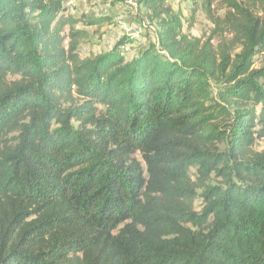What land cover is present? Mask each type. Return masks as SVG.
<instances>
[{
    "label": "trees",
    "instance_id": "obj_1",
    "mask_svg": "<svg viewBox=\"0 0 264 264\" xmlns=\"http://www.w3.org/2000/svg\"><path fill=\"white\" fill-rule=\"evenodd\" d=\"M136 1L127 61L83 58L65 0H0V264H264V0H176L208 37Z\"/></svg>",
    "mask_w": 264,
    "mask_h": 264
},
{
    "label": "rangeland",
    "instance_id": "obj_2",
    "mask_svg": "<svg viewBox=\"0 0 264 264\" xmlns=\"http://www.w3.org/2000/svg\"><path fill=\"white\" fill-rule=\"evenodd\" d=\"M176 11L180 10L184 23V31L192 37H208L212 29V24L206 18L200 5L192 1L172 2ZM64 10L67 15L74 16L81 21L77 29L87 33L86 40L80 43L79 49L82 51L83 58H93L105 55L115 49L124 51L127 61L137 57L139 45L157 43L156 35L152 31L138 30L137 33L131 32V27L141 25L143 22H149L145 10L140 7L136 0L122 5L117 4L115 0H65ZM223 15V12L221 13ZM99 19L103 21L99 26H89L88 21ZM155 27L156 24H150ZM121 41H128L124 45H119ZM264 66V55L256 60L255 68ZM211 111H220L225 106L221 99V94L225 86L220 82L211 81ZM258 149H264V143H258ZM212 179L208 185L214 187L222 183V179L211 176ZM201 201L197 202L199 207Z\"/></svg>",
    "mask_w": 264,
    "mask_h": 264
},
{
    "label": "built area",
    "instance_id": "obj_3",
    "mask_svg": "<svg viewBox=\"0 0 264 264\" xmlns=\"http://www.w3.org/2000/svg\"><path fill=\"white\" fill-rule=\"evenodd\" d=\"M138 30H148V31L151 30L152 33L156 35L155 27H152L148 22L141 23V25H139V27L138 26L131 27V32H133V33H137Z\"/></svg>",
    "mask_w": 264,
    "mask_h": 264
}]
</instances>
